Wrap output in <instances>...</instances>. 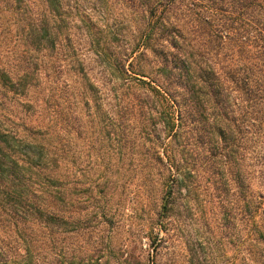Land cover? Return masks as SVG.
<instances>
[{"label":"trees","instance_id":"1","mask_svg":"<svg viewBox=\"0 0 264 264\" xmlns=\"http://www.w3.org/2000/svg\"><path fill=\"white\" fill-rule=\"evenodd\" d=\"M88 115L164 228L207 176L264 229V0H0V264L9 232L74 224Z\"/></svg>","mask_w":264,"mask_h":264},{"label":"rangeland","instance_id":"2","mask_svg":"<svg viewBox=\"0 0 264 264\" xmlns=\"http://www.w3.org/2000/svg\"><path fill=\"white\" fill-rule=\"evenodd\" d=\"M93 119L101 125V116L86 118L95 131ZM85 139V184L79 183V161L73 168L74 224L9 232L1 253L11 264H264L263 218L257 215L254 224L246 192L234 195L230 184L221 190L206 176L164 228L161 194L140 174L139 157H109L112 148L91 128ZM241 167L244 181L246 161Z\"/></svg>","mask_w":264,"mask_h":264}]
</instances>
